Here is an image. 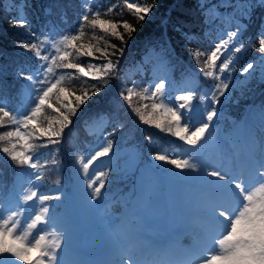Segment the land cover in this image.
<instances>
[{"label":"rangeland","instance_id":"rangeland-1","mask_svg":"<svg viewBox=\"0 0 264 264\" xmlns=\"http://www.w3.org/2000/svg\"><path fill=\"white\" fill-rule=\"evenodd\" d=\"M122 1L125 3V0ZM199 1L204 7L203 12L205 13L203 19L206 24L203 34L210 42L209 44L205 41L207 44L203 50L211 48L221 38L226 39V32L235 31L237 27L240 32L235 38L236 41L251 23L256 24L258 33L264 29V13L260 16L257 14V9L264 6L261 0ZM128 2L149 4L147 0H128ZM22 3L23 0L18 3L13 0L7 2L8 9L15 7L18 10V14L13 18L25 16L21 8ZM112 5H118V1L113 0ZM64 34L72 35L68 30L64 31L56 27L49 29L45 35L40 34L39 37L43 39L48 36L52 40H59L60 36ZM181 34L194 36L190 30ZM167 46L168 43L165 46L160 44L149 46L143 52L141 63L137 62L125 68L123 73L118 75L122 89L133 87V83L138 88L141 84L140 76L145 75L148 79L143 88L153 86L163 79L169 99L188 90H194L197 94V87L200 83L199 75H202L200 69L203 64L197 66L198 70L180 64L177 67H183V69L175 76L176 60L172 56V49ZM235 46L238 44L236 43ZM42 54L54 55L55 52L50 44H45ZM207 54L205 52V56ZM229 54L230 50L226 55ZM235 59L236 55L230 69L220 74L221 78L226 79L229 83V90L220 97L218 104L199 103V97L208 93L210 86L216 83L212 79L208 87H205L204 93L200 96L196 95V100L193 101L196 111L193 115L197 117L198 122L206 110H210L212 107L217 110V116L210 124V135L200 147L199 153L203 161L211 168L231 167L237 169L239 174L242 162L249 151L259 154L261 141H264V106L259 101H251L244 106L242 117L237 118L231 114V109L225 105V102L236 104L242 97L252 94L254 85L259 86L264 82V62H262L264 56L259 54L248 62L254 65L250 74L242 71L247 63L239 68ZM107 61L109 60L96 63L91 60L82 66L87 71L89 65L101 67ZM37 63L36 60L29 74L36 75ZM69 72L72 73L71 70L57 69L56 76L62 74L68 76ZM89 76H93V74L90 73ZM49 79L54 81L55 76H50ZM39 87L38 83L33 85L26 81V100L16 111L24 112L34 106L33 100L36 95L34 89ZM55 91L57 90L54 89L53 92ZM54 96H56L55 93L51 94L50 102L53 101ZM106 124V115H101L87 124L91 132L94 131L100 135L98 141L75 157L76 161L70 169L72 170L71 178L66 177L62 183L58 182L52 186L40 185L35 180L36 170L28 168L26 165H18L8 191L2 190L0 181V214L7 215L13 210L22 212L21 220L23 222L28 217L34 216L40 207H49L47 223L40 225V230L49 232L55 230L63 233L64 239L58 250L63 264H92L89 259L91 257L87 254L88 248L101 249L100 252L106 253L102 257L101 264H111L121 250L127 251L133 259L144 260L149 264H156L151 262L153 259L170 258L167 264H184L190 256V249L194 243L203 240L206 229L214 227L206 218L204 205L215 200V195L208 192L199 181L188 178L195 177L199 175L198 173L181 172L171 164L155 161L152 158L153 154L144 149L141 144L133 145L130 148L122 146L119 148L122 150L120 154L116 152L117 147H112L108 156L100 158L90 166L86 176L77 162V158L90 157L106 144L107 139L112 140L111 136L106 134ZM29 130H32L31 125L28 130L23 131ZM165 140L182 145V148L176 146L178 147L177 157H186L192 151L177 137L170 134ZM112 143L114 146L113 141ZM46 155L42 152L35 155L34 158H38L40 163L41 161L46 162ZM108 168L119 172L116 179H126L127 181L130 179L132 189L125 190L118 187L116 193L113 194L103 188L100 197L96 200L90 199L93 190L87 187L89 179L95 181V173L105 172ZM244 174L247 176L246 170ZM102 179L105 183V177ZM96 183L98 184V181ZM258 183L259 178L251 180L253 186ZM24 188H34L42 194L57 195L60 196V199L45 202L44 205H41L38 199L25 204L22 200ZM118 201L123 208L117 211L115 209L117 205L113 204ZM142 233L146 234L145 241H142ZM184 233L190 236L188 243H184ZM167 237H176V239L171 244L166 241ZM156 241L164 243L158 248ZM160 252L163 254L159 256ZM174 255L180 256L173 258ZM17 264H22V262H17ZM125 264H129V262L125 261Z\"/></svg>","mask_w":264,"mask_h":264},{"label":"snow or ice","instance_id":"snow-or-ice-1","mask_svg":"<svg viewBox=\"0 0 264 264\" xmlns=\"http://www.w3.org/2000/svg\"><path fill=\"white\" fill-rule=\"evenodd\" d=\"M261 2L264 3V0ZM125 6L142 21L154 5L125 0ZM108 11H112V9L109 8ZM90 15L93 17L91 20H89ZM80 19L92 27L99 26L103 32H110L111 36L119 37L121 41L124 39L123 35L117 31L115 23L101 19V11L94 9L90 0H85L82 5ZM122 23L123 28L129 34L135 31L129 23ZM11 24L13 27L29 30L31 27L26 16L13 18ZM106 24L109 27H105ZM239 32V27L235 31L226 32V39L221 38L211 48L204 51L197 49L193 53V57L198 63L200 56L205 55V52L208 53L200 72L204 77L216 81L210 86L208 93L199 97V103L218 104L220 97L229 90V83L226 79L221 78L220 74L230 69L234 63L235 55L242 51L243 44L235 46V38L238 37ZM31 35L38 42L23 43L20 46L31 52L38 61L36 75L25 74L23 71L19 75L30 84L38 83L40 87L34 89L36 92L33 100L34 106L30 110L14 112L0 103V127L14 126L11 130L0 132V142H4L0 151L6 153L18 165H26L28 168L36 170L35 180L40 181L42 176L39 174V169L43 165L38 158H34L35 149L47 147L48 144L60 143L65 129L71 124L70 115H75L79 106L90 98L88 90L85 89L81 95L72 94L75 105L70 100L65 103L64 101L68 99V96L65 95L68 89L61 85L66 78H71L73 74L69 72L68 76L63 74L56 76V70H75V73H81L85 77L92 73L93 79L101 80L114 72L117 65L109 60L101 67L89 65L86 71L82 64L69 60L72 52L68 49L72 48H75L77 56H93L91 47L85 49L84 45L77 47L74 43L84 35L82 26L76 30V34L61 35L59 40H52L48 36L40 39L35 33H31ZM258 36L260 37L259 52L264 56V29L258 33ZM45 44H50L55 52L54 55L42 54ZM111 47L115 48L116 46L113 44ZM229 50L230 54L226 55ZM96 51L107 55L99 48ZM120 51L122 52L123 49ZM252 69H254V65L247 63L242 71L250 74ZM50 76H55L54 81L49 79ZM54 89L57 90L56 100L60 107L53 110L58 113V116L54 120H48L46 127L42 124L38 125L37 120L45 112V106L49 109L53 108L50 100ZM100 91L99 87H94L92 94ZM120 95L139 116L140 121L177 137L192 150L186 157L172 158L166 153L157 152L153 154L152 158L158 162L171 164L181 172L198 173L199 175L188 178L199 181L208 192L213 193L216 197L215 200L204 205L206 218L214 227L206 229L203 240L194 243L190 249V256L184 264H264V141H261L259 154L249 151L242 162L239 174L237 169L231 167L211 168L203 161L199 149L210 135V124L217 116V110L214 107L206 110L197 122V117L193 115L196 111L193 103L196 100L194 90L185 91L169 99L165 80L161 79L153 86L145 87L141 91H137V87L133 83V87L126 88ZM133 97H139L140 100H151V111H147L148 104L136 106ZM61 108L66 111H61ZM142 108L145 111H142ZM154 113L160 115H154ZM30 125L32 130L23 131L28 130ZM54 125H58V127ZM115 131L116 129H113V133ZM42 139H45L46 143L28 142L29 140L41 141ZM146 139L151 142V137H146ZM112 147V140L107 139L106 144L90 157H78L77 162L83 173L87 176L90 166L100 158L108 156ZM245 170L247 176L244 174ZM104 176L106 173L99 171L95 173V181L89 179L87 187L93 190L90 199L96 200L101 196V190L105 187L102 179ZM256 178H259V183L253 186L251 180ZM23 192L22 200L25 204L34 201V199H38L41 205L60 199V196L42 194L34 188H24ZM48 213L49 207L42 206L34 216L28 217L23 222L21 220L22 212L13 210L7 215L0 214V264H17V262H22V264H63L58 253L64 239L63 233L55 230L50 232L40 230V225L47 223ZM125 261H128L129 264H149L144 260L133 259L124 250H121L111 264H125Z\"/></svg>","mask_w":264,"mask_h":264},{"label":"trees","instance_id":"trees-1","mask_svg":"<svg viewBox=\"0 0 264 264\" xmlns=\"http://www.w3.org/2000/svg\"><path fill=\"white\" fill-rule=\"evenodd\" d=\"M9 0H0V103L7 106L9 110L14 112L25 101L24 89L26 80L19 74L21 71L29 74L31 66L35 65L36 58L34 55L22 48L23 43H34L35 37L31 33L38 36L45 29H62L68 30L72 34H76V30H82L84 35L81 36L75 45L79 47L84 45L85 49L91 47L93 56L76 55L75 48L68 49L72 52L69 57L74 63L86 64L91 60L96 63H103L106 60H111L117 68L109 76L104 79H93V76L85 77L81 73H75L71 70L73 76L66 78L61 86L66 87L68 96L64 102L69 100L75 105L74 95H81L86 89L89 93V99L83 105H80L75 115H70L71 124L65 129L63 136L58 144H48L47 147H39L35 149L33 155L46 153V162L43 165L39 174L42 179L38 181L40 185L52 186L58 182H62L71 171L76 159L75 157L85 150L89 149L96 142L100 135L91 132L86 126L92 122L94 118L101 115L107 116L106 134L111 136L114 142L113 147L117 153H121L119 148L122 146L132 147L133 145L141 144L143 148L152 154L157 152H166L172 158L178 155V147L182 145L174 142L166 141L168 133L162 132L152 125H146L140 121L139 116L129 107L128 102L120 95L122 89L118 81V75L123 73L124 69L129 65L142 60L143 52L149 46L163 45L168 43L172 49L173 57L175 58V76L180 73L182 68L180 64L199 69L198 65H202L206 59L205 55L200 56L199 63L193 57V53L206 47L207 38L204 32V7L199 0H147L149 4L154 5L151 11L145 16L144 20H139L132 10H129L122 0H117L118 5L113 6V0H96L90 1L94 9L101 11V19L111 21L117 25V31L124 37L123 41L119 37L111 36L110 32H103L99 26L92 27L89 23L81 21L82 5L85 0H25L23 9L30 23V30L25 28L13 27L12 12L14 8L8 9L7 2ZM18 3L20 0H13ZM111 8L112 11H108ZM264 6L257 9V14L260 16L264 13ZM93 17L90 15L89 20ZM129 23L134 29L130 34L123 28V23ZM109 27V25H105ZM185 32L191 31L194 36L182 35V30ZM256 24L251 23L243 31L240 38L236 41L238 46L243 44L242 51L236 54V65L242 68L244 64L255 59L259 54V36ZM115 45L113 48L111 45ZM99 48L107 55H102L101 51H96ZM120 49H123L121 52ZM141 84L137 91H141L145 86L148 77L140 76ZM200 83L197 87V96L204 93L205 87L212 82L211 78H206L199 75ZM94 87H99V93L92 94ZM53 108L49 109L45 106V112L37 120V124L46 127L48 120H54L58 113L53 109L60 107L57 103V91L53 92ZM74 94V95H72ZM125 94H127L125 92ZM251 97V99H248ZM63 98V97H61ZM251 101H259L264 106V82L259 86L254 85L253 92L250 96L242 97L236 104L225 102V105L230 107L231 114L237 118H241L244 113L245 103ZM133 102L136 106L148 104L147 111H151V100H140L139 97H133ZM145 111V109H141ZM61 111H66L61 108ZM159 115V113H154ZM162 118V116H161ZM57 126L58 125H54ZM14 126L0 127V132L11 130ZM113 129L116 131L113 133ZM146 137H151L149 142ZM29 143H46L45 139L41 141L29 140ZM178 143V142H177ZM4 142H0L2 148ZM56 146V148H54ZM178 146V147H176ZM18 164L12 161L6 153L0 151V179L2 180L3 188L8 191L11 187L14 171ZM105 187L108 192L116 193L118 187L130 189L132 181L128 179H116L119 172L108 168L105 171ZM117 197V195H115ZM118 201L115 209H122Z\"/></svg>","mask_w":264,"mask_h":264},{"label":"bare ground","instance_id":"bare-ground-1","mask_svg":"<svg viewBox=\"0 0 264 264\" xmlns=\"http://www.w3.org/2000/svg\"><path fill=\"white\" fill-rule=\"evenodd\" d=\"M209 44H210V42L209 41H207ZM210 163H213V161H210ZM208 165V164H207ZM141 238H142V241H145V239H146V234L145 233H142L141 234ZM175 239H176V237H174V238H171V237H167L166 238V241L167 242H170L171 244L172 243H174V241H175ZM155 243H157L158 245V248L161 246V245H163V243H161V242H158V241H156ZM167 244V243H166ZM103 253H100L99 255H98V258H96V259H91L90 261L92 262V264H101L102 263V261H103V259H102V255ZM163 253L162 252H160V254H159V256L160 255H162ZM177 256H180V255H174L173 256V258L174 257H177ZM182 256V255H181ZM172 258V259H173ZM171 259V258H170ZM170 259H158V260H155V259H153V260H151V262L152 263H156V264H167L168 262H169V260ZM91 264V263H90Z\"/></svg>","mask_w":264,"mask_h":264}]
</instances>
